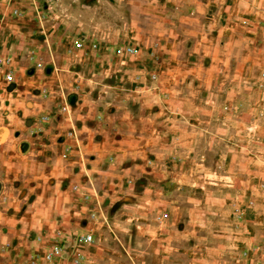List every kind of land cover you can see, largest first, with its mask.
I'll use <instances>...</instances> for the list:
<instances>
[{
    "label": "rangeland",
    "instance_id": "374dc122",
    "mask_svg": "<svg viewBox=\"0 0 264 264\" xmlns=\"http://www.w3.org/2000/svg\"><path fill=\"white\" fill-rule=\"evenodd\" d=\"M54 247L264 264V0H0V264Z\"/></svg>",
    "mask_w": 264,
    "mask_h": 264
},
{
    "label": "built area",
    "instance_id": "2783aa9c",
    "mask_svg": "<svg viewBox=\"0 0 264 264\" xmlns=\"http://www.w3.org/2000/svg\"><path fill=\"white\" fill-rule=\"evenodd\" d=\"M76 47L77 48H81L82 47L81 43L76 44ZM134 52H135V50L133 48L126 47V46H123L120 49L115 51V53L117 55H124L125 54V55H129V56L133 55ZM6 80L8 82H10L12 80V76L8 75L6 77ZM81 240L84 241V242H89L90 238H87V237L86 238H81ZM60 256H61V254H60L59 249L57 247H54V249L50 253L47 254L46 260H47L48 264H56L55 263L56 259H58Z\"/></svg>",
    "mask_w": 264,
    "mask_h": 264
},
{
    "label": "crops",
    "instance_id": "0c3cea01",
    "mask_svg": "<svg viewBox=\"0 0 264 264\" xmlns=\"http://www.w3.org/2000/svg\"><path fill=\"white\" fill-rule=\"evenodd\" d=\"M3 53V52H2Z\"/></svg>",
    "mask_w": 264,
    "mask_h": 264
}]
</instances>
